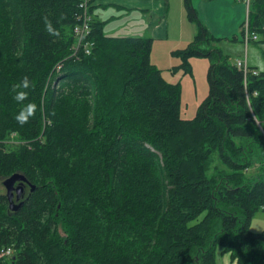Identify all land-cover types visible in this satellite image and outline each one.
<instances>
[{"label": "trees", "instance_id": "trees-1", "mask_svg": "<svg viewBox=\"0 0 264 264\" xmlns=\"http://www.w3.org/2000/svg\"><path fill=\"white\" fill-rule=\"evenodd\" d=\"M82 1L0 0V176L35 185L17 211L0 192V264H264V230L251 228L264 212V72L204 48L219 38L185 0L196 33L175 53L210 66L208 96L183 118L152 38L106 34L89 7L92 51H75ZM249 29L264 42V0ZM25 76L37 111L21 126L12 86Z\"/></svg>", "mask_w": 264, "mask_h": 264}, {"label": "rangeland", "instance_id": "rangeland-1", "mask_svg": "<svg viewBox=\"0 0 264 264\" xmlns=\"http://www.w3.org/2000/svg\"><path fill=\"white\" fill-rule=\"evenodd\" d=\"M238 3H243L245 11L247 10L248 13L245 2L238 0H224L221 3H212L208 0H206L205 3V1L199 0L197 3L198 7L194 6L198 11L200 19L207 25L211 33L219 37L218 40L210 42L208 45L204 46V48H220L225 57L232 63H235L239 58L244 59L247 57L250 66L252 65L250 63L251 50L256 49L264 56V42L250 41L246 46L241 36H239L238 39H234L235 35L240 34V29L239 27L237 28L239 25L233 26L234 22L237 23L235 18L237 17V15H235V5H238ZM220 6L226 7L221 8L225 11H220ZM247 13L243 18L244 20L247 18ZM228 19L232 20V22L226 23ZM173 46H168L160 50L154 49L150 57L152 63L163 70V75L169 82L179 83L181 85V116L191 119L197 115L201 104L209 94L208 69L210 66V59L204 56H189L187 60L189 69H187L184 64V58L180 54L175 53L176 50L186 46H181L180 48H173ZM166 50H169V52ZM259 126H261V124H259ZM216 164L224 166L219 163L218 160ZM261 171V166H259V164H254L246 172L247 176L255 178L259 176ZM210 172H213V170H210ZM5 178L6 177L0 176V192L3 193H6V188L3 184ZM28 191L29 185L26 187V194ZM251 228L255 231L264 229L263 211H258L255 214L251 223ZM218 262L219 264H237V261L231 259L230 254H225L224 256L218 254Z\"/></svg>", "mask_w": 264, "mask_h": 264}, {"label": "crops", "instance_id": "crops-1", "mask_svg": "<svg viewBox=\"0 0 264 264\" xmlns=\"http://www.w3.org/2000/svg\"><path fill=\"white\" fill-rule=\"evenodd\" d=\"M203 1L206 3V0ZM208 1L221 3L224 0ZM88 2L93 16L103 20L106 34L150 37L153 39L152 50L173 45V48L186 46L196 33V26L187 15L185 0H88ZM198 2L199 0H192L195 6ZM221 8L226 7L220 6L219 9ZM235 8L237 17H234L238 24L234 22L233 26L239 25L237 28L239 27L241 31L247 10L245 11L243 3L236 4ZM228 22L232 20L228 19L226 23Z\"/></svg>", "mask_w": 264, "mask_h": 264}, {"label": "clouds", "instance_id": "clouds-1", "mask_svg": "<svg viewBox=\"0 0 264 264\" xmlns=\"http://www.w3.org/2000/svg\"><path fill=\"white\" fill-rule=\"evenodd\" d=\"M43 19L45 31L51 36L59 37L60 33L58 29L53 26L52 22L47 17H44ZM250 63L255 69H257V74L264 72V56H262L256 49L251 50ZM33 87L34 84L27 76L23 77L18 84L12 86V92L14 93L13 99L21 105V108L15 115L14 119L21 126L28 123L29 120L35 116L37 111V105L34 102L29 101L28 103H25V101L29 100V92L27 90ZM252 95L258 97L260 93L259 91H255ZM244 101L248 105L252 104L250 96L246 95Z\"/></svg>", "mask_w": 264, "mask_h": 264}, {"label": "built area", "instance_id": "built-area-1", "mask_svg": "<svg viewBox=\"0 0 264 264\" xmlns=\"http://www.w3.org/2000/svg\"><path fill=\"white\" fill-rule=\"evenodd\" d=\"M238 1H243L247 5L248 13H247V18L244 23V36H243V41L246 44V46L249 44L250 41H256L259 40L260 35L256 32L250 31L249 29V13H250V7L252 4L253 0H238ZM82 6H83V13L79 16V23L76 24L75 26V32L76 35L78 36V42L75 44L74 49L77 52L79 48H82L86 54L91 53L92 47H93V41L87 40V35L90 33L91 26H90V21L92 19V16L90 15L89 12V2L88 0H83L82 1ZM235 65L243 70L245 73V76L249 72H253L254 74H257V69H252L247 61V57L242 59L239 58L236 62ZM8 250L7 252H9Z\"/></svg>", "mask_w": 264, "mask_h": 264}, {"label": "water", "instance_id": "water-1", "mask_svg": "<svg viewBox=\"0 0 264 264\" xmlns=\"http://www.w3.org/2000/svg\"><path fill=\"white\" fill-rule=\"evenodd\" d=\"M3 184L6 188V195L10 201V209L13 211H17L23 206L27 184L31 185L32 189L35 188V185L31 184L26 175L21 172H15L6 177L3 180Z\"/></svg>", "mask_w": 264, "mask_h": 264}, {"label": "flooded vegetation", "instance_id": "flooded-vegetation-1", "mask_svg": "<svg viewBox=\"0 0 264 264\" xmlns=\"http://www.w3.org/2000/svg\"><path fill=\"white\" fill-rule=\"evenodd\" d=\"M27 187V186H26ZM25 195H26V192H25ZM20 201V200H19ZM19 201H17V202H19Z\"/></svg>", "mask_w": 264, "mask_h": 264}, {"label": "bare ground", "instance_id": "bare-ground-1", "mask_svg": "<svg viewBox=\"0 0 264 264\" xmlns=\"http://www.w3.org/2000/svg\"><path fill=\"white\" fill-rule=\"evenodd\" d=\"M77 20V19H76Z\"/></svg>", "mask_w": 264, "mask_h": 264}]
</instances>
